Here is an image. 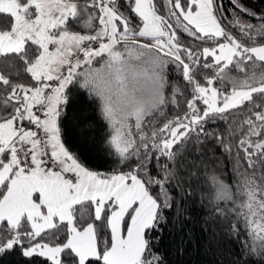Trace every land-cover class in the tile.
Segmentation results:
<instances>
[{
    "label": "snow or ice",
    "instance_id": "1",
    "mask_svg": "<svg viewBox=\"0 0 264 264\" xmlns=\"http://www.w3.org/2000/svg\"><path fill=\"white\" fill-rule=\"evenodd\" d=\"M0 264H264V9L0 0Z\"/></svg>",
    "mask_w": 264,
    "mask_h": 264
},
{
    "label": "trees",
    "instance_id": "2",
    "mask_svg": "<svg viewBox=\"0 0 264 264\" xmlns=\"http://www.w3.org/2000/svg\"><path fill=\"white\" fill-rule=\"evenodd\" d=\"M250 4L252 6H255L257 9H264V0H250ZM170 230L169 229H165L164 231V240L163 243L165 245H171L172 241H173V236L175 234H169ZM176 241L178 242L180 237L178 235L175 236Z\"/></svg>",
    "mask_w": 264,
    "mask_h": 264
}]
</instances>
